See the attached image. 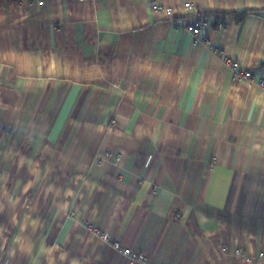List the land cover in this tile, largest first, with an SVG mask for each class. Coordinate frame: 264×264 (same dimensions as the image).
I'll return each mask as SVG.
<instances>
[{
    "label": "crops",
    "instance_id": "obj_1",
    "mask_svg": "<svg viewBox=\"0 0 264 264\" xmlns=\"http://www.w3.org/2000/svg\"><path fill=\"white\" fill-rule=\"evenodd\" d=\"M263 78L264 0H0V264H264Z\"/></svg>",
    "mask_w": 264,
    "mask_h": 264
},
{
    "label": "built area",
    "instance_id": "obj_2",
    "mask_svg": "<svg viewBox=\"0 0 264 264\" xmlns=\"http://www.w3.org/2000/svg\"><path fill=\"white\" fill-rule=\"evenodd\" d=\"M43 1L44 0H39V3L43 4ZM154 8L156 10H160L161 12L165 13L169 17H171L174 13L172 8L165 7L162 5L157 4L154 6ZM183 9H184V12H188V11L191 12L192 4L190 2H185L183 4ZM176 24H178L180 27H182L186 32H188L192 36L193 44H197V42L200 41V37H199L200 32L204 28V25H205V23L202 20H196L192 23H181V20H179V21H176ZM228 64H229L230 71L234 79L241 80V81H250L252 79L251 72L248 70L240 69L239 64L237 62H229ZM258 85L259 87L264 89V78L259 80ZM118 158L119 156L117 155L116 159ZM71 215L74 216V214H71ZM180 217H181L180 214H176V218L179 219ZM92 230L95 234L100 235L103 239H106V236H104L103 233L99 229L93 228ZM112 247L120 251L121 254H123L124 256L132 260L140 261L142 263L144 262V257L142 254L138 252H133L129 248H122L118 240H115L112 242ZM235 254L239 256L242 255L239 250H236ZM243 256L246 262H251L254 258H263L264 253H259L256 257H251V256H246V255H243Z\"/></svg>",
    "mask_w": 264,
    "mask_h": 264
},
{
    "label": "trees",
    "instance_id": "obj_3",
    "mask_svg": "<svg viewBox=\"0 0 264 264\" xmlns=\"http://www.w3.org/2000/svg\"><path fill=\"white\" fill-rule=\"evenodd\" d=\"M236 14L233 13V16H235ZM240 15H244V12H242ZM216 16H222V17H225L226 15L225 14H217ZM241 20V19H240ZM217 22V21H216ZM216 25V24H215Z\"/></svg>",
    "mask_w": 264,
    "mask_h": 264
}]
</instances>
